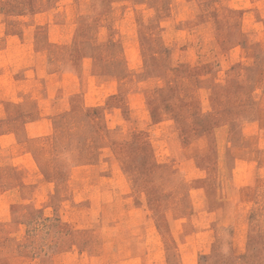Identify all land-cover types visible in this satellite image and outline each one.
Segmentation results:
<instances>
[{
	"label": "rangeland",
	"instance_id": "rangeland-1",
	"mask_svg": "<svg viewBox=\"0 0 264 264\" xmlns=\"http://www.w3.org/2000/svg\"><path fill=\"white\" fill-rule=\"evenodd\" d=\"M0 264H264V0H0Z\"/></svg>",
	"mask_w": 264,
	"mask_h": 264
}]
</instances>
